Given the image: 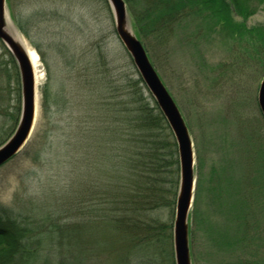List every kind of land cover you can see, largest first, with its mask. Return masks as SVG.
<instances>
[{
	"label": "rangeland",
	"instance_id": "374dc122",
	"mask_svg": "<svg viewBox=\"0 0 264 264\" xmlns=\"http://www.w3.org/2000/svg\"><path fill=\"white\" fill-rule=\"evenodd\" d=\"M146 3L125 1L127 25L135 35L134 14L141 13ZM191 4L186 5L190 11ZM190 15L173 26L167 18L164 27L168 28H150L142 37L136 35L188 128L194 154V199L198 181L204 186L188 216L190 262L259 264L264 261V119L257 93L264 76V5L247 19H234L244 28L259 29L251 45L238 42L236 33L234 38L227 36L226 27L202 21L205 14ZM5 17L10 33L39 56L41 78L35 128L17 154L0 166V208L40 222L56 205V216L62 218V227L39 236L41 244L54 247V254L40 253L35 264H175L178 180L175 186L167 183V202L153 215L162 224L152 234V240L159 241L156 247L134 250L125 235L108 225L81 233L69 227L80 220L77 206L73 203L71 208L80 197L74 189L68 195L61 189L49 194V184L68 180L61 175L57 180L54 169L46 164L41 170L32 160L44 147L46 108L52 115L53 139L41 156L46 161L63 160L56 165L64 170L61 164L72 168L74 163L64 159L58 140L73 137L75 142L81 133L83 137L104 132V103L119 106L126 116L142 102L156 106L116 33L107 0H6ZM20 110L17 64L0 41V146L16 129ZM247 235L254 241L250 248ZM226 241L227 246L222 244Z\"/></svg>",
	"mask_w": 264,
	"mask_h": 264
},
{
	"label": "trees",
	"instance_id": "16d2710c",
	"mask_svg": "<svg viewBox=\"0 0 264 264\" xmlns=\"http://www.w3.org/2000/svg\"><path fill=\"white\" fill-rule=\"evenodd\" d=\"M125 1L131 3V0ZM188 3H192V11L186 6ZM146 4L142 14L139 13L141 17L139 14H134L133 17L134 25H138V37H142L143 32L150 28H168L164 27L167 18L173 20V26V22L182 23L187 16H191L190 14H205L202 21L209 20L213 26L226 27L227 36L234 38L232 33H236L238 42L251 45L259 29L244 28L234 19L235 16L242 19L253 16L264 5V0H147ZM16 24L27 36L22 24L17 21ZM103 111H106L102 115L104 132H93L83 137L81 133L75 142L73 137L72 140H58L62 143L60 145L63 146V153H66L64 159L74 163L72 168L66 163L61 164L65 168L63 170L56 165L63 160L46 161L41 156L52 146L53 139L52 115L49 109H44L43 113L47 118L45 143L42 151H38L32 160L41 170H45L46 164L54 169L57 180L60 175L68 180H63L61 185L49 184V194L61 189L68 195L70 190L74 189L76 197H80V200L70 202L71 208L73 203L77 206L76 216L80 220L73 222L74 225L69 227H74L81 233L84 230L91 232L98 225H108L125 235L134 250L145 245L154 249L159 241L155 243L152 234L162 224L153 215L167 202V183L175 186L178 180L179 186L176 143L157 105L151 106L146 101L142 102L134 108L131 116H126L125 110L119 106H110L106 102L103 104ZM65 136L66 139L69 138L68 133ZM121 142L127 146L121 145ZM91 149L92 153L89 152ZM78 162L80 164L77 165ZM52 177L53 175L46 178ZM199 181L194 199L195 208L198 197L204 190ZM57 210L55 205V208L50 210L51 214L42 217L38 222L36 217L30 220L28 216L12 214V211L0 208V264H35L40 253L45 257L54 254V247L41 244L39 236L48 229L62 227V218L56 216ZM161 237L157 236V240L165 241ZM246 242H249V248L250 244L254 245L251 235H247ZM229 243L226 241L222 244L227 246ZM253 253L250 249L249 254ZM259 264H264V261Z\"/></svg>",
	"mask_w": 264,
	"mask_h": 264
},
{
	"label": "water",
	"instance_id": "95a60500",
	"mask_svg": "<svg viewBox=\"0 0 264 264\" xmlns=\"http://www.w3.org/2000/svg\"><path fill=\"white\" fill-rule=\"evenodd\" d=\"M113 13L116 33L130 54L133 64L145 87L153 97L171 130L179 162V186L173 222V249L175 264H191L188 239V216L194 199L196 178L192 141L186 123L168 90L161 81L147 52L127 25L124 0H107ZM6 0H0V41L17 64L21 83V110L19 120L10 138L0 146V166L12 159L31 135L38 105L35 99L34 74L28 53L8 32L6 25ZM257 104L264 119V76L260 81Z\"/></svg>",
	"mask_w": 264,
	"mask_h": 264
},
{
	"label": "bare ground",
	"instance_id": "6f19581e",
	"mask_svg": "<svg viewBox=\"0 0 264 264\" xmlns=\"http://www.w3.org/2000/svg\"><path fill=\"white\" fill-rule=\"evenodd\" d=\"M8 32L10 33L9 30H8ZM10 34L13 36L12 33H10ZM14 38H15L16 42H18L21 45V47L24 50H26L27 53H28V57H29V60H30L31 65H32L33 74H34L35 99H36V103H37V95H36V93H37V85L39 84V80L41 78L40 75L38 74V67L40 65L39 56L33 50L27 49L24 46V44L17 37L14 36ZM37 120H38V111L36 110L35 116H34V123H33L32 129L35 128V125H36Z\"/></svg>",
	"mask_w": 264,
	"mask_h": 264
}]
</instances>
